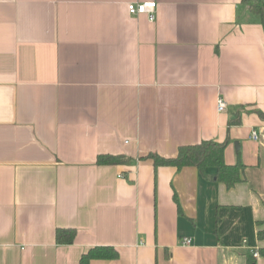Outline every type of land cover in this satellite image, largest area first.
Wrapping results in <instances>:
<instances>
[{
	"label": "crops",
	"instance_id": "crops-1",
	"mask_svg": "<svg viewBox=\"0 0 264 264\" xmlns=\"http://www.w3.org/2000/svg\"><path fill=\"white\" fill-rule=\"evenodd\" d=\"M143 2L153 22L129 13ZM255 111L264 26L244 0H0V264H80L95 247L118 257L90 264H264ZM203 141H228L243 182L141 160Z\"/></svg>",
	"mask_w": 264,
	"mask_h": 264
},
{
	"label": "trees",
	"instance_id": "trees-1",
	"mask_svg": "<svg viewBox=\"0 0 264 264\" xmlns=\"http://www.w3.org/2000/svg\"><path fill=\"white\" fill-rule=\"evenodd\" d=\"M249 11L258 16L264 26V0H244ZM255 113L264 120V113L255 111ZM239 120H231L230 126L237 125ZM228 141L213 142L203 141L194 145L181 146L175 157L166 158L156 153H150L141 160H151L156 168L159 167H174L178 170L194 167L200 173L205 175L206 170L215 168L216 174L213 180L224 184L228 189L235 187L243 182V171L245 166L238 162L235 165H228L225 162L224 154L227 148ZM130 160L123 155H100L97 158L99 166L110 165H126ZM77 236V231L72 228L58 229L56 231V243L58 245H71L74 243ZM260 240L264 239V230L258 233ZM260 255L264 257V248L260 250ZM118 257V253L111 247H95L84 254L80 260V264H90L92 260H111ZM248 264H256L254 257L248 258Z\"/></svg>",
	"mask_w": 264,
	"mask_h": 264
},
{
	"label": "built area",
	"instance_id": "built-area-1",
	"mask_svg": "<svg viewBox=\"0 0 264 264\" xmlns=\"http://www.w3.org/2000/svg\"><path fill=\"white\" fill-rule=\"evenodd\" d=\"M156 2H143V3H131L128 4V11L132 16H140L147 15L149 20L153 22L156 18ZM227 102L223 98H219L217 102V108L219 113H223L227 110ZM252 138L254 140H258V134L253 132ZM191 239H184L183 245H190ZM259 254L257 252L254 253V257H258Z\"/></svg>",
	"mask_w": 264,
	"mask_h": 264
},
{
	"label": "water",
	"instance_id": "water-1",
	"mask_svg": "<svg viewBox=\"0 0 264 264\" xmlns=\"http://www.w3.org/2000/svg\"><path fill=\"white\" fill-rule=\"evenodd\" d=\"M236 146H237V150H239L240 149L239 144H236Z\"/></svg>",
	"mask_w": 264,
	"mask_h": 264
}]
</instances>
